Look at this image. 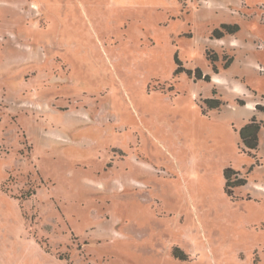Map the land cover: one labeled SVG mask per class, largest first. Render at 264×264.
Segmentation results:
<instances>
[{"label": "rangeland", "instance_id": "1", "mask_svg": "<svg viewBox=\"0 0 264 264\" xmlns=\"http://www.w3.org/2000/svg\"><path fill=\"white\" fill-rule=\"evenodd\" d=\"M0 264H264V0H0Z\"/></svg>", "mask_w": 264, "mask_h": 264}, {"label": "trees", "instance_id": "2", "mask_svg": "<svg viewBox=\"0 0 264 264\" xmlns=\"http://www.w3.org/2000/svg\"><path fill=\"white\" fill-rule=\"evenodd\" d=\"M238 28L236 26L232 27L229 25H221V30H214L213 32V36L216 39H221L224 33L227 34H233L235 31H237ZM199 75H202L200 71H197ZM204 80L209 82L210 78L208 76L204 77ZM260 130V124L256 123L255 120H251V122H249L246 126H244L239 135H240V139L243 143V145L245 146V148L249 151H254L257 148L258 145V132ZM225 176V191L227 193H231L230 192V188L234 187V186H239V185H243L245 183L244 180H235L232 181L231 178L232 176H236V173H234L231 170H226L224 173ZM177 252V251H175ZM175 256L176 253H174Z\"/></svg>", "mask_w": 264, "mask_h": 264}, {"label": "crops", "instance_id": "3", "mask_svg": "<svg viewBox=\"0 0 264 264\" xmlns=\"http://www.w3.org/2000/svg\"><path fill=\"white\" fill-rule=\"evenodd\" d=\"M207 2H209V1H207Z\"/></svg>", "mask_w": 264, "mask_h": 264}]
</instances>
